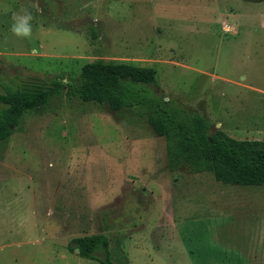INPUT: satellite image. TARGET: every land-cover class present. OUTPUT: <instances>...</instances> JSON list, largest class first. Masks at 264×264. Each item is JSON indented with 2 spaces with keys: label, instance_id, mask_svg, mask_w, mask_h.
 <instances>
[{
  "label": "rangeland",
  "instance_id": "1",
  "mask_svg": "<svg viewBox=\"0 0 264 264\" xmlns=\"http://www.w3.org/2000/svg\"><path fill=\"white\" fill-rule=\"evenodd\" d=\"M22 8L30 38L9 31ZM94 60L151 67L139 97L264 140V0H0V93L65 84ZM64 90L0 141V264H97L71 241L97 233L111 264H264L237 231L264 223V186L170 167L148 103L111 110Z\"/></svg>",
  "mask_w": 264,
  "mask_h": 264
},
{
  "label": "trees",
  "instance_id": "2",
  "mask_svg": "<svg viewBox=\"0 0 264 264\" xmlns=\"http://www.w3.org/2000/svg\"><path fill=\"white\" fill-rule=\"evenodd\" d=\"M155 82L151 67L122 61L94 60L84 63L76 80L52 84L27 82L0 93V141L16 126L22 114L45 105L64 88L69 96L85 102L106 104L111 110L148 103L147 122L165 138L170 167L185 165L191 172H209L214 179L239 186H264V140L236 139L217 128L210 130L208 120L197 112L169 108L167 101L139 97L134 84ZM82 257L111 264L107 238L102 233L83 235L72 240ZM100 252L102 257L96 256Z\"/></svg>",
  "mask_w": 264,
  "mask_h": 264
},
{
  "label": "crops",
  "instance_id": "3",
  "mask_svg": "<svg viewBox=\"0 0 264 264\" xmlns=\"http://www.w3.org/2000/svg\"><path fill=\"white\" fill-rule=\"evenodd\" d=\"M254 214H257V213L255 212ZM256 217L257 216L250 217L252 222H250V219H249V222L252 223L250 226H253L251 230L250 229L246 231L244 230V232L241 230H237V231H238V235H243L244 240L246 241L244 243V249H243L245 257L249 259L256 258L259 260V258L264 259V256H263L264 248H262L264 246V223H262L261 226L255 225L254 227V222L256 223ZM261 218H263L264 220V216H261ZM257 230L258 232H255Z\"/></svg>",
  "mask_w": 264,
  "mask_h": 264
},
{
  "label": "clouds",
  "instance_id": "4",
  "mask_svg": "<svg viewBox=\"0 0 264 264\" xmlns=\"http://www.w3.org/2000/svg\"><path fill=\"white\" fill-rule=\"evenodd\" d=\"M33 6L38 7L39 5L35 3ZM11 20L9 31L12 35L19 38H30L32 36L34 17L31 11L22 8L12 15Z\"/></svg>",
  "mask_w": 264,
  "mask_h": 264
},
{
  "label": "water",
  "instance_id": "5",
  "mask_svg": "<svg viewBox=\"0 0 264 264\" xmlns=\"http://www.w3.org/2000/svg\"><path fill=\"white\" fill-rule=\"evenodd\" d=\"M76 251H78V249L76 248Z\"/></svg>",
  "mask_w": 264,
  "mask_h": 264
}]
</instances>
